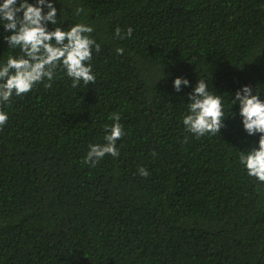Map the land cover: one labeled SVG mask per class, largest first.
<instances>
[{
    "label": "trees",
    "instance_id": "1",
    "mask_svg": "<svg viewBox=\"0 0 264 264\" xmlns=\"http://www.w3.org/2000/svg\"><path fill=\"white\" fill-rule=\"evenodd\" d=\"M52 2L50 31L93 27L96 80L74 88L57 68L0 103V264H264V182L239 159L259 134L232 104L244 86L264 100V0ZM2 25L0 66L23 55ZM199 80L222 97L220 134L183 124ZM114 115L119 156L85 164Z\"/></svg>",
    "mask_w": 264,
    "mask_h": 264
},
{
    "label": "clouds",
    "instance_id": "2",
    "mask_svg": "<svg viewBox=\"0 0 264 264\" xmlns=\"http://www.w3.org/2000/svg\"><path fill=\"white\" fill-rule=\"evenodd\" d=\"M47 8V12L44 9ZM82 8L76 9L79 15ZM22 14V15H21ZM57 8L52 0H36L35 4L28 0H3L0 3V21L3 22L5 32L10 35L4 37L11 48L19 47L22 56L14 58L9 56L6 64L0 66V103H7L13 95L21 96L29 93L33 87L44 82L45 87H51L54 73L62 68L72 80V87L81 82L85 85L95 83L96 77L92 71V51H100V45L90 36L93 27L77 23L69 30L55 27L48 29V24H57ZM132 29L128 28L124 35L117 28L115 35L119 39L130 37ZM117 53L123 55V49L117 48ZM189 81L185 78H176L174 88L177 92L181 86H187ZM189 114L183 118L187 131L197 137L206 134H220L225 127L222 97L208 90V84L199 80L188 97ZM239 103V115L242 117L244 130L248 135L259 134L258 147L250 148L240 153V162L247 169L251 177L264 182V100L253 94V89L244 86L235 93L232 104ZM115 122L106 131L104 144L90 145V150L84 158V163L92 167L106 155L118 157L119 151L116 142L124 135L123 125L119 123L120 117H111ZM8 120V114L0 110V128ZM155 155V153H153ZM139 174L147 177L150 173L145 168L138 169Z\"/></svg>",
    "mask_w": 264,
    "mask_h": 264
}]
</instances>
